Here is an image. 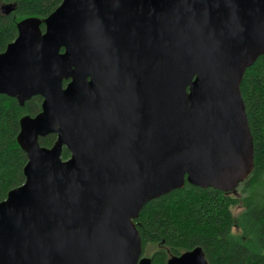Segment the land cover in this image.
I'll list each match as a JSON object with an SVG mask.
<instances>
[{
  "label": "water",
  "instance_id": "water-1",
  "mask_svg": "<svg viewBox=\"0 0 264 264\" xmlns=\"http://www.w3.org/2000/svg\"><path fill=\"white\" fill-rule=\"evenodd\" d=\"M18 28L0 94L43 103L21 120L0 264H153L134 223L148 203L186 183L236 194L252 173L241 85L264 55V0H63ZM168 264L209 262L198 247Z\"/></svg>",
  "mask_w": 264,
  "mask_h": 264
},
{
  "label": "trees",
  "instance_id": "trees-1",
  "mask_svg": "<svg viewBox=\"0 0 264 264\" xmlns=\"http://www.w3.org/2000/svg\"><path fill=\"white\" fill-rule=\"evenodd\" d=\"M62 2L0 0V5L16 6L10 15L0 13V53L18 37L21 21L29 17L45 20ZM241 93L254 139L252 173L236 194L186 183L184 188L148 203L134 223L144 253L154 248L153 264H168L170 257L198 247L209 264H264V55L247 69ZM42 103L43 98L36 96L21 106L16 98L0 94V203L25 182L28 157L18 141L20 124L25 116L38 115ZM56 139L52 134L39 142L51 148ZM70 156L64 148L63 159ZM235 208L241 209L237 215L233 213Z\"/></svg>",
  "mask_w": 264,
  "mask_h": 264
},
{
  "label": "rangeland",
  "instance_id": "rangeland-1",
  "mask_svg": "<svg viewBox=\"0 0 264 264\" xmlns=\"http://www.w3.org/2000/svg\"><path fill=\"white\" fill-rule=\"evenodd\" d=\"M9 4H13V5H15L14 3H7V4H1L0 5V13H2V11H1V8L2 7H4V6H6V5H9ZM241 211V209L240 208H235V209H233V213L235 214V215H237L239 212ZM234 232H238L237 230H235ZM154 248L151 246V247H149V249L144 253V256L145 257H151L152 258V254H153V250Z\"/></svg>",
  "mask_w": 264,
  "mask_h": 264
}]
</instances>
